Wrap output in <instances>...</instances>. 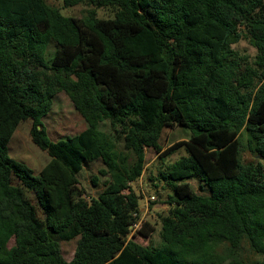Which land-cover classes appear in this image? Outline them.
Listing matches in <instances>:
<instances>
[{"label": "trees", "instance_id": "trees-1", "mask_svg": "<svg viewBox=\"0 0 264 264\" xmlns=\"http://www.w3.org/2000/svg\"><path fill=\"white\" fill-rule=\"evenodd\" d=\"M63 2L90 8L66 17L45 0H0V264H246L244 243L264 255V0ZM244 37L253 59L234 49ZM61 91L87 128L52 141L43 119ZM27 120L50 157L36 176L10 156ZM176 126L190 137L163 151ZM181 148L160 173L172 192L160 244L135 241L155 231L146 221L128 239L146 150L164 161ZM97 161L105 181L88 200L79 175ZM76 238L67 261L61 242Z\"/></svg>", "mask_w": 264, "mask_h": 264}, {"label": "rangeland", "instance_id": "rangeland-1", "mask_svg": "<svg viewBox=\"0 0 264 264\" xmlns=\"http://www.w3.org/2000/svg\"><path fill=\"white\" fill-rule=\"evenodd\" d=\"M50 6H53L61 11L66 17H82L85 12L90 8L87 4H79L74 7H65L63 0H45ZM99 18H111L114 12L111 8L97 9ZM234 49L242 54H247L251 59L256 55V49L252 46L248 38H243L234 45ZM44 126L52 141L64 140L67 137L75 136L87 128V123L76 111L69 96L61 91L59 92L53 102L52 110L47 117L43 119ZM32 121L27 120L22 122L16 132L14 133L10 143V156L16 161L23 163L32 170L36 176L41 169L49 162L50 157L48 154L40 150L32 141L30 130ZM102 131L111 133L110 124L108 121L100 125ZM190 137L189 130H184L180 127L167 128L164 131L161 145L163 151L172 146L173 144L181 141H186ZM187 153L184 148H181L171 157L160 160V156L153 149L146 150V165L143 175L140 179L132 184V189L142 197L140 198V209L145 214L146 222L154 226L155 231L149 238L138 235L135 241L142 245L158 246L160 244L161 232V217L169 212V195L172 193L170 187L160 179V173L165 170L168 164L174 163ZM243 157L245 160H250L251 154L244 152ZM103 168V163L97 161L95 163L86 165L79 175L80 188L85 191V197L88 200L97 198L103 189L105 178L99 175L100 170ZM94 176L99 177L97 184L92 181ZM194 190L199 194L207 195V189L201 191L199 189V182L196 179L189 180ZM155 197V200H151ZM148 209V210H147ZM41 214V212H40ZM79 238L71 241L61 242V250L64 258L71 261L74 257ZM14 243L12 240L10 246ZM225 246L219 249L220 253L225 252ZM240 257L246 264H251L255 261L262 260L264 255L256 254L251 249L248 243H244L239 253Z\"/></svg>", "mask_w": 264, "mask_h": 264}, {"label": "built area", "instance_id": "built-area-1", "mask_svg": "<svg viewBox=\"0 0 264 264\" xmlns=\"http://www.w3.org/2000/svg\"><path fill=\"white\" fill-rule=\"evenodd\" d=\"M151 200H155V197H151ZM148 210V209H147ZM144 211L140 209V212H137L134 214V217L136 218V222H134L130 226V234L128 239H132L133 236L143 227L145 220V214L143 213Z\"/></svg>", "mask_w": 264, "mask_h": 264}]
</instances>
